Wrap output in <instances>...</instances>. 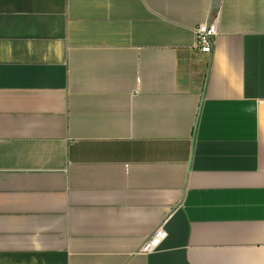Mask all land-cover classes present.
Instances as JSON below:
<instances>
[{"label":"crops","instance_id":"obj_1","mask_svg":"<svg viewBox=\"0 0 264 264\" xmlns=\"http://www.w3.org/2000/svg\"><path fill=\"white\" fill-rule=\"evenodd\" d=\"M212 1L0 0V264H264V0L206 54Z\"/></svg>","mask_w":264,"mask_h":264},{"label":"built area","instance_id":"obj_2","mask_svg":"<svg viewBox=\"0 0 264 264\" xmlns=\"http://www.w3.org/2000/svg\"><path fill=\"white\" fill-rule=\"evenodd\" d=\"M218 24L219 16L212 11L208 21L195 29V51L206 54L212 53L214 41L218 35ZM166 238L167 232L163 230L162 226L158 227L150 237L145 239L139 252L144 255L152 253Z\"/></svg>","mask_w":264,"mask_h":264},{"label":"water","instance_id":"obj_3","mask_svg":"<svg viewBox=\"0 0 264 264\" xmlns=\"http://www.w3.org/2000/svg\"><path fill=\"white\" fill-rule=\"evenodd\" d=\"M220 0H213L212 1V11H216L219 9Z\"/></svg>","mask_w":264,"mask_h":264}]
</instances>
